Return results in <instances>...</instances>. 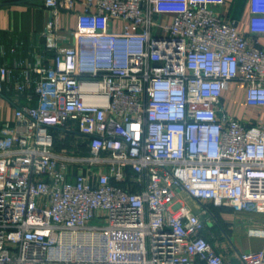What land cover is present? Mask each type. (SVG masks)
I'll return each instance as SVG.
<instances>
[{"label": "built area", "instance_id": "obj_1", "mask_svg": "<svg viewBox=\"0 0 264 264\" xmlns=\"http://www.w3.org/2000/svg\"><path fill=\"white\" fill-rule=\"evenodd\" d=\"M76 3L43 0L57 56L16 85L35 104L0 127V264H234L208 240L217 225L232 242L211 208L264 215V121L222 95L241 82L264 108V0H248L247 35L214 10L224 0ZM244 235L262 246L238 264H264V229Z\"/></svg>", "mask_w": 264, "mask_h": 264}, {"label": "crops", "instance_id": "obj_2", "mask_svg": "<svg viewBox=\"0 0 264 264\" xmlns=\"http://www.w3.org/2000/svg\"><path fill=\"white\" fill-rule=\"evenodd\" d=\"M83 1L78 0L75 5L76 11H82ZM213 8L221 12L227 20L234 21L239 32L248 34L250 18L248 0H224L223 5H214ZM48 18L49 14L44 9L43 0H0V68L11 70L10 79L3 85V91L0 93V127L4 123L14 125V103L28 106L35 104L34 100L28 99L32 90L18 92L16 85L23 82L26 73L35 66L47 67L57 56L56 51L47 46L43 36ZM161 20L169 23L171 16H163ZM76 26L75 14L65 12L59 15L57 33L65 42H70V36ZM115 26L117 30L120 29L118 23ZM257 39L264 49V35H259ZM65 46H68V43L61 44L60 48ZM222 97L224 108L230 116L243 122H250L253 119L264 121V108L250 107L246 104L243 83L233 82L223 92ZM214 214L223 224L227 236L237 241V250L249 252L261 248L262 241L247 238L244 229L248 225L264 229V215L254 213L237 215L227 207L215 208ZM224 237L226 236L218 234L209 237L208 240L218 252L226 255L234 264H238L236 258L230 255Z\"/></svg>", "mask_w": 264, "mask_h": 264}, {"label": "rangeland", "instance_id": "obj_3", "mask_svg": "<svg viewBox=\"0 0 264 264\" xmlns=\"http://www.w3.org/2000/svg\"><path fill=\"white\" fill-rule=\"evenodd\" d=\"M253 120L256 121L257 119H253ZM253 120H252V121H253ZM95 224H97L95 221H92V222H91V225H95ZM246 228H247V227H246ZM246 228L244 229V232H245ZM212 231L214 232L215 235H218V234L223 235V234H222V231H221V229H220V227H218L217 225H216L215 227H213V230H212ZM223 236H224V235H223ZM224 239H225L227 245L229 246L230 255H231V256H235L236 251H237V252L239 251V250H237V248H238V246H237V241H236L235 239H233L232 242H231V244H230V241H229L226 237H224ZM231 245H233V246L231 247ZM234 246H235L236 248H235ZM234 248H235V249H234ZM239 253H244V252H241V250H240Z\"/></svg>", "mask_w": 264, "mask_h": 264}, {"label": "trees", "instance_id": "obj_4", "mask_svg": "<svg viewBox=\"0 0 264 264\" xmlns=\"http://www.w3.org/2000/svg\"><path fill=\"white\" fill-rule=\"evenodd\" d=\"M211 212H212V213H213V212L215 213V208L212 207V208H211ZM214 213H213V214H214ZM214 215H215V214H214ZM215 216H216V215H215Z\"/></svg>", "mask_w": 264, "mask_h": 264}]
</instances>
